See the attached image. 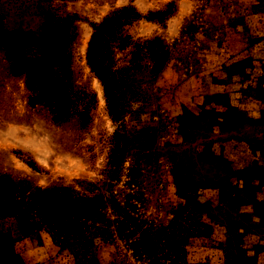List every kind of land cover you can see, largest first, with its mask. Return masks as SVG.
<instances>
[{"label":"rangeland","instance_id":"374dc122","mask_svg":"<svg viewBox=\"0 0 264 264\" xmlns=\"http://www.w3.org/2000/svg\"><path fill=\"white\" fill-rule=\"evenodd\" d=\"M124 8L168 15L109 39L115 119L86 56L93 28ZM46 18L71 27L67 61L49 70L66 109L0 48V194L24 264H141L134 240L187 211L223 242L210 264H264V0H0L5 30ZM102 224L114 243L82 251L76 238Z\"/></svg>","mask_w":264,"mask_h":264},{"label":"trees","instance_id":"16d2710c","mask_svg":"<svg viewBox=\"0 0 264 264\" xmlns=\"http://www.w3.org/2000/svg\"><path fill=\"white\" fill-rule=\"evenodd\" d=\"M167 15L168 13L162 12L142 16L137 11L124 8L93 28L87 46V63L102 81L107 109L113 118L120 119L121 104L117 94L116 77L105 61L109 39L126 21L141 18L162 21ZM70 40L71 27L68 20L53 22L46 18L37 32L22 29L8 31L0 24V48L6 51L7 59L12 63L11 73L17 76L24 75L29 87L41 89L47 98L64 109L70 103L69 93L65 86L50 78L49 70L67 61ZM119 145L117 142V147ZM9 198L0 194V264H24L14 249V239L10 231L4 225L8 215L3 208L10 206ZM187 215H181L178 219L174 217V221L178 222L173 230L156 239L147 234L142 242L140 239L134 240L131 246L134 255L140 258L138 261L141 264H210L211 260L222 259L223 242L219 240V236L209 231L203 221L194 220L191 211H187ZM20 221L17 222L21 224L22 230L28 232V226ZM113 234L109 226L102 224L95 225L89 239L79 236L76 239L82 251L87 252L94 245L97 248L98 244L114 243ZM197 254L199 257L195 258ZM146 256L155 257L157 261L151 263L150 258ZM81 258V261H85L84 256ZM109 262L114 264L113 260Z\"/></svg>","mask_w":264,"mask_h":264}]
</instances>
